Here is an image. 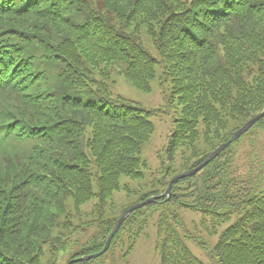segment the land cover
<instances>
[{"label":"trees","instance_id":"obj_1","mask_svg":"<svg viewBox=\"0 0 264 264\" xmlns=\"http://www.w3.org/2000/svg\"><path fill=\"white\" fill-rule=\"evenodd\" d=\"M115 66L144 92L158 80L176 102L146 190L121 179L147 176L140 152L154 110L113 92ZM263 109L264 0H0V264H59L72 244L69 258L100 250L131 205L110 215L115 192L134 202L159 194ZM232 146L178 179L169 199L134 210L109 250L130 241L126 258L152 226L160 264H205L189 241L212 264H264V190L234 175ZM91 199L86 220L80 207ZM181 207L209 219L213 244L188 231ZM94 222L97 233L79 243Z\"/></svg>","mask_w":264,"mask_h":264},{"label":"rangeland","instance_id":"obj_2","mask_svg":"<svg viewBox=\"0 0 264 264\" xmlns=\"http://www.w3.org/2000/svg\"><path fill=\"white\" fill-rule=\"evenodd\" d=\"M110 79L114 80L111 82V88L115 94L120 93L135 103L142 105L146 109L156 110L149 118L154 125V130L149 139L142 145L140 152L141 159L147 164L145 167L142 165V171H144V174L147 176L140 181L130 180L126 177H122L121 179L122 183H128L132 188L142 186V189L146 190L145 187L147 186H144L147 181L146 179H149L156 169H159L160 159L165 160V148L171 132L172 121L176 116V102L175 99H172L171 91L169 89L167 90L165 85L160 86L158 80L152 82L150 91H141L132 86L131 83L120 74L117 66H115L113 71H110ZM231 150L234 152V163L232 166V172L234 175H239L241 178L245 179L247 178L253 187L264 190V129L259 130L258 128H252L250 133L242 135L235 145L232 146ZM184 154L187 155V151H184ZM181 159V153L180 151H177L173 165L175 169H179ZM147 167L148 169L145 170ZM94 191H98L97 182L95 180ZM113 197L114 203L110 215L118 213L125 206L130 203L132 204V202L137 199L136 196H125L123 190L115 192ZM95 199H91L80 207L81 215H86V220H91V216L94 215L92 210L93 207L95 210L94 204L97 202ZM180 218L189 232L204 239L209 245L215 242L216 236H211L209 234L212 227L207 217L202 219L201 213L181 207ZM74 223L77 224L76 222ZM95 223L96 222L86 230L82 227L80 233L79 231L77 232L78 234L75 237L78 239L79 243L93 238L98 231V227ZM220 229L221 228L218 230ZM122 234L125 235L126 231H123ZM155 237V230L152 226H148L145 229L144 234H140L137 239H134L131 246L133 247L131 248L132 251L126 258L121 257V254L126 250L130 242H127L126 240L122 245L117 243L101 258L105 264H160L158 253L154 249ZM188 244L195 256L199 257L205 264H212L206 253L198 248L196 244L191 241H189ZM75 248L76 244H72L69 245V250L65 252L59 250L58 263L65 264ZM49 257V255H46V259Z\"/></svg>","mask_w":264,"mask_h":264},{"label":"water","instance_id":"obj_3","mask_svg":"<svg viewBox=\"0 0 264 264\" xmlns=\"http://www.w3.org/2000/svg\"><path fill=\"white\" fill-rule=\"evenodd\" d=\"M263 116H264V109L260 113H258L257 115L250 118L241 128H239L236 132H234V134L227 141L223 142L214 151H212L200 164L189 169L188 171L182 172V173L174 176L173 178H171V180L169 181L167 188L165 189L164 192L160 193L159 195L147 197L143 201L136 202L133 205H131L130 207H128L127 209H125L122 212V214L119 216V218L116 220V222L114 223L112 230H111V232H110V234L106 240L104 247L99 252H95V253L85 255V256H82V257H79L76 259H72L69 262H67L66 264H71L75 261L89 260L91 258H95V257H98L99 255L103 254L108 249L110 242H111V239L113 238L114 234L119 229L121 223L124 221V219L132 211H134L137 208H141V207H143V206H145V205H147L153 201H156L160 197H166L168 199L170 197V194H171L172 184H174L178 179L191 176V175L195 174L196 172H198L199 170H201L207 163H209L211 160H213L221 151H223L225 148H227L233 141H235L239 136H241L244 132H246L249 128H251Z\"/></svg>","mask_w":264,"mask_h":264}]
</instances>
